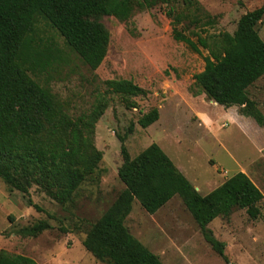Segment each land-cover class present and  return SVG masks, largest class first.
<instances>
[{
    "label": "rangeland",
    "instance_id": "rangeland-1",
    "mask_svg": "<svg viewBox=\"0 0 264 264\" xmlns=\"http://www.w3.org/2000/svg\"><path fill=\"white\" fill-rule=\"evenodd\" d=\"M197 1L214 21L206 25L210 34L233 33L243 14L264 4V0ZM180 4V0L176 2V6ZM167 7L137 8L125 20L102 16L110 42L96 69L73 53L44 17H36L37 41L54 45L60 52L46 69L29 73L56 95L73 118L89 115L97 97L106 100L92 134V145L102 152V160L66 202L36 184L28 193L10 191L0 177V250L30 256L38 264H106L83 241L91 225L125 188L118 176L123 163L122 136L132 157L158 143L203 195L239 171L264 193V126L242 115L237 105L226 108L204 93L197 94L194 75L204 69L210 52L202 47L193 51L173 38ZM179 27L189 30L193 25L186 19ZM257 29L264 40V15ZM114 78L132 79L146 93L126 102L120 94L107 90L105 80ZM248 96L264 114V75L248 88ZM152 108H158L159 119L141 127L138 119ZM131 124L134 128L129 133ZM29 199L42 210L30 205ZM39 220L50 228L33 237L18 233ZM125 225L164 264H264V214L252 219L245 209H236L229 217H217L209 224L214 235L225 242L229 262L205 240L179 195L155 213L135 200Z\"/></svg>",
    "mask_w": 264,
    "mask_h": 264
},
{
    "label": "trees",
    "instance_id": "trees-1",
    "mask_svg": "<svg viewBox=\"0 0 264 264\" xmlns=\"http://www.w3.org/2000/svg\"><path fill=\"white\" fill-rule=\"evenodd\" d=\"M0 0V177L10 191L29 192L36 184L62 202L70 200L86 179L96 171L102 152L92 145L95 123L107 106L99 96L91 113L71 117L56 95L41 85L30 71H42L59 57L58 47L44 45L35 37L38 15L63 36L70 50L91 69L104 61L110 33L101 21L104 15L128 19L135 9L166 4L172 36L193 51L208 49L204 69L194 75L197 94L224 107L239 106L240 113L264 126V114L248 96V88L264 75V40L257 24L264 4L243 14L233 32L210 34L211 16L197 0ZM188 19L189 30L179 27ZM107 90L128 102L146 90L132 79H107ZM129 102L127 105L133 106ZM159 119L152 108L138 119L146 128ZM134 125L128 128L133 131ZM128 133V134H129ZM123 163L118 176L125 188L108 210L95 221L83 241L92 255L106 264H164L160 257L132 235L125 219L135 200L155 213L179 195L198 224L203 237L226 261L225 242L209 228L217 217H229L245 209L257 219L264 214V193L242 171L203 195L156 142L132 157L121 137ZM30 205L41 206L28 200ZM50 228L39 220L18 233L37 236ZM0 264H38L24 254L0 250Z\"/></svg>",
    "mask_w": 264,
    "mask_h": 264
}]
</instances>
